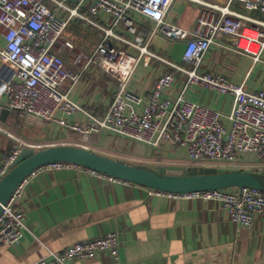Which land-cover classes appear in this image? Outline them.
<instances>
[{
	"label": "built area",
	"instance_id": "obj_1",
	"mask_svg": "<svg viewBox=\"0 0 264 264\" xmlns=\"http://www.w3.org/2000/svg\"><path fill=\"white\" fill-rule=\"evenodd\" d=\"M0 0V32L5 45L0 56L15 68L14 79L4 88L6 107L20 119L35 118L53 121L80 135L75 147L88 150L92 134L109 133L121 139L146 146L185 147L187 160L192 164H209L221 169L241 168L242 156H253L264 162V91L246 89L222 75L201 72L204 57L212 45H220L227 36L240 54L260 59L264 50V0H224L223 6L206 0H183L203 9L191 32L167 24V16L175 0ZM240 4L246 11H258L261 19H253L234 12L231 6ZM86 8V12L82 9ZM99 13L111 22V27L100 26L92 19ZM135 15L154 22L151 34L160 33L170 41H185L182 61L184 68L148 50ZM81 20L102 32V37L91 54L78 50L64 37L74 20ZM120 28L131 39L114 30ZM123 33V34H124ZM136 50L134 55L112 45L110 40ZM256 47L253 52L252 48ZM68 54L69 65L62 58ZM153 60L161 62L186 76L182 92L176 98L163 94L174 82L171 73H162L146 97L128 91V83L140 64L149 66ZM97 67L110 74L117 82L112 102L105 114L95 116L72 102L65 88L74 86L91 68ZM189 86H200L233 97L228 114L187 100L184 91ZM138 105L139 112L128 110ZM56 113L82 114L85 124L69 123ZM0 132L15 140L18 146L0 164V180L20 154L25 144L13 136L1 123ZM244 166V165H243ZM78 170L112 183L128 182L97 171L65 162L43 165L25 177L14 189L0 213V245L19 242L27 231L24 214L17 209L27 180L40 171ZM148 197L175 201L202 200L218 203L235 224L249 228L256 214L264 213V191L249 188H228L173 193L146 188ZM117 233L74 243L60 252H50L48 260L31 264H66L72 260L85 261L99 252L117 257Z\"/></svg>",
	"mask_w": 264,
	"mask_h": 264
},
{
	"label": "crops",
	"instance_id": "obj_2",
	"mask_svg": "<svg viewBox=\"0 0 264 264\" xmlns=\"http://www.w3.org/2000/svg\"><path fill=\"white\" fill-rule=\"evenodd\" d=\"M69 2L74 4L72 0ZM206 2L224 5V0ZM202 9L194 3L175 0L166 22L191 32ZM231 10L261 19L260 12L246 11L238 3H234ZM82 11L86 12V8ZM105 17L104 13H99L92 19L98 25L110 28L111 22ZM134 17L148 50L178 66L190 68L182 61L185 41H170L160 33L151 34L154 22L139 15ZM79 23L82 33H70V38L78 45L86 42V48L91 44L96 48L102 32L78 19L69 26L77 27ZM114 31L131 39L120 28ZM110 43L128 53L138 54V50L113 39ZM219 44L210 47L200 71L222 75L234 84L245 85L248 90L264 91V50L260 59L255 61L252 56L238 53L227 36H222ZM4 45L0 32V49ZM252 51L255 52L256 47ZM62 58L67 65L70 64L67 53L62 54ZM164 72L173 74L175 79L163 96L176 98L183 90L186 76L156 60L149 66L140 64L137 67L128 83V91L146 97ZM14 76V66L0 56V105L9 111L0 123L23 141V148L41 150L52 146H75L80 139L78 133L53 121L20 119L6 107L4 88ZM66 86L63 92H67L72 102L101 117L112 102L117 82L110 74L91 67L78 83L71 88L68 84ZM184 97L222 114H228L233 105L231 95L200 86H189ZM127 108L126 111L135 112L141 109L138 105H128ZM56 117L69 123L86 122L82 114L56 113ZM17 146L15 140L0 132V164ZM88 150L127 164L151 168L182 166L225 170L209 164L190 163L185 147L172 148L168 144L151 147L106 132L92 134ZM242 157V167L234 169L264 173V162L249 155ZM17 209L24 214L27 231L16 244L0 245V264L48 260L50 252H60L74 243L114 232L120 242L116 258L108 252H99L93 259L72 260L66 264H264V213L256 214L251 226L244 228L232 222L216 202L148 197L146 187L112 183L78 170L40 171L31 176Z\"/></svg>",
	"mask_w": 264,
	"mask_h": 264
},
{
	"label": "water",
	"instance_id": "obj_3",
	"mask_svg": "<svg viewBox=\"0 0 264 264\" xmlns=\"http://www.w3.org/2000/svg\"><path fill=\"white\" fill-rule=\"evenodd\" d=\"M76 0H72L75 2ZM9 111L0 105L3 122ZM54 162L79 165L110 177L150 189L173 193L249 188L264 191V173L212 167L185 168L165 166L151 168L131 165L94 151L75 146H52L41 150L23 148L0 180V213L17 185L35 169Z\"/></svg>",
	"mask_w": 264,
	"mask_h": 264
},
{
	"label": "rangeland",
	"instance_id": "obj_4",
	"mask_svg": "<svg viewBox=\"0 0 264 264\" xmlns=\"http://www.w3.org/2000/svg\"><path fill=\"white\" fill-rule=\"evenodd\" d=\"M263 32H264V30L263 29H261ZM116 33H117V31H115ZM64 37L65 38H67V39H69V40H71L70 38H69V34L68 33H64ZM71 42L74 44V46L78 49V50H80V51H83V52H85V53H87V54H91L93 51H94V44H91L92 46H94V47H92L91 45H90V47H88V48H86V42H80V45H78L77 43H75V42H73L72 40H71ZM97 46V45H96ZM94 48V49H93Z\"/></svg>",
	"mask_w": 264,
	"mask_h": 264
},
{
	"label": "trees",
	"instance_id": "obj_5",
	"mask_svg": "<svg viewBox=\"0 0 264 264\" xmlns=\"http://www.w3.org/2000/svg\"><path fill=\"white\" fill-rule=\"evenodd\" d=\"M79 25H80V23L77 24V27H73V26L70 27V26H68V28L66 29V32L65 33H68V34L72 33L73 35H75V34L79 35V33H82V31L80 30V26ZM69 38H70V36H69ZM70 39L72 40V38H70Z\"/></svg>",
	"mask_w": 264,
	"mask_h": 264
}]
</instances>
